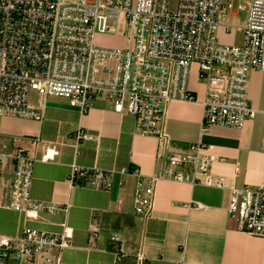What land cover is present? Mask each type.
Wrapping results in <instances>:
<instances>
[{"label": "built area", "instance_id": "obj_1", "mask_svg": "<svg viewBox=\"0 0 264 264\" xmlns=\"http://www.w3.org/2000/svg\"><path fill=\"white\" fill-rule=\"evenodd\" d=\"M241 12L247 13L243 23ZM221 30L242 34V45L221 44ZM98 35L122 36L126 46L98 47ZM194 67L204 86L203 133L213 127L242 130L257 114L264 116L250 100V75H264V0H0V122H41L48 99L64 100L81 114L101 100L133 118L137 135L158 141V173L144 178L138 170L107 172L74 165L69 183L110 192L115 174L136 175L135 213L144 221L152 218L161 181L225 188L211 174L218 160L213 146L196 144L185 154L172 152L170 106L200 102L191 88ZM33 94L40 99L39 108L31 106ZM73 138L76 147L96 140L83 130ZM6 152L0 150V171L12 159V210L30 219L39 213L67 214V206L32 199L38 160L24 148ZM50 160L46 155L41 162ZM2 186L0 179V190ZM230 193L229 214L238 229L264 239V189L232 187ZM63 229L61 235L24 228L18 238L0 236V264L9 258L18 264H62L73 239L66 224ZM90 232L97 237L96 230ZM111 243L115 262L129 256L118 247L119 237L112 236Z\"/></svg>", "mask_w": 264, "mask_h": 264}, {"label": "crops", "instance_id": "obj_2", "mask_svg": "<svg viewBox=\"0 0 264 264\" xmlns=\"http://www.w3.org/2000/svg\"><path fill=\"white\" fill-rule=\"evenodd\" d=\"M191 88L200 102H177L169 108L167 132L172 152L185 154L196 144L213 146L218 160L211 174L224 183V189L161 181L156 186L152 218L144 221L135 213L138 177L134 174H115L110 192L72 186L69 178L74 165L107 172L138 170L149 178L160 170L159 144L155 138L137 135L134 119L114 112L105 101L81 114L65 101L48 99L41 122L1 120L0 150L12 154L18 148L26 149L38 160L32 199L67 206L69 211L39 213L37 219H30L12 210L14 162L7 159L0 171V236L15 239L24 228L61 235L66 224L73 239L71 248L63 252L62 264H264V239L241 232L229 214L232 187L264 189V116L257 114L242 130L213 127L203 133L204 86L198 80L197 67L193 68ZM253 92L251 85L252 106L255 101L253 107L263 111L264 98L262 103L254 100ZM30 103L34 108L41 105L36 94ZM81 130L96 140L76 147L73 137ZM46 155L51 160L41 162ZM91 228L97 237L92 236ZM112 236L119 237L118 247L129 255L121 262H115Z\"/></svg>", "mask_w": 264, "mask_h": 264}, {"label": "rangeland", "instance_id": "obj_3", "mask_svg": "<svg viewBox=\"0 0 264 264\" xmlns=\"http://www.w3.org/2000/svg\"><path fill=\"white\" fill-rule=\"evenodd\" d=\"M172 1L175 3V0ZM235 11H237V9H235ZM239 19L241 23L245 22L247 19V13L241 12L239 14ZM218 38L220 43L224 45L240 46L243 41V36L239 33L224 34L222 31H219ZM95 43L98 47L105 49H123L126 46L125 38L119 35H98L95 38ZM251 85L254 90L253 99L255 100V98H258L259 102L262 103L264 98V76L256 74L250 75V86ZM254 105L255 101L253 102V106ZM6 264H18V262L9 258L6 259Z\"/></svg>", "mask_w": 264, "mask_h": 264}]
</instances>
